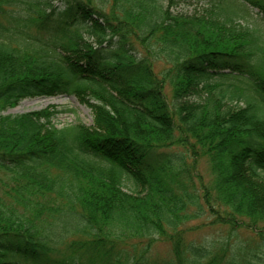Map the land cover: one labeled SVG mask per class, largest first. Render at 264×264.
I'll use <instances>...</instances> for the list:
<instances>
[{
  "label": "trees",
  "instance_id": "16d2710c",
  "mask_svg": "<svg viewBox=\"0 0 264 264\" xmlns=\"http://www.w3.org/2000/svg\"><path fill=\"white\" fill-rule=\"evenodd\" d=\"M177 2L0 0V264H264V0ZM55 95L93 123L5 114ZM207 211L224 236L190 237Z\"/></svg>",
  "mask_w": 264,
  "mask_h": 264
},
{
  "label": "rangeland",
  "instance_id": "374dc122",
  "mask_svg": "<svg viewBox=\"0 0 264 264\" xmlns=\"http://www.w3.org/2000/svg\"><path fill=\"white\" fill-rule=\"evenodd\" d=\"M99 1V0H98ZM218 0H178L177 4L172 7V11L177 14H184V15H204L208 13L209 10L213 8V5ZM56 3H59L57 1ZM165 5L166 2H164ZM100 5H103L105 10L108 11L110 7V3H101ZM233 10L236 11V8H233ZM250 10V9H249ZM246 20L250 24L259 23L264 28V19L257 13V10L252 9L250 10V15L246 17ZM85 39H88L90 41L94 40V36H90L86 32L83 34ZM163 61V60H162ZM161 60L158 61L156 64V68L159 70L162 63ZM224 76V75H223ZM226 76H232V75H226ZM234 78L239 79L232 80V79H226L223 77H214L213 79L205 80L201 82L200 87H204L206 85H218L217 87H221L222 90L225 91V93L230 94H237L241 92V89L246 88V79L244 77L240 76H232ZM221 84V86H219ZM202 96H206V90L201 91ZM195 97H198V95H195ZM42 109H56L58 110V113L53 119V122L58 126L62 127L69 123H76V122H84L87 125H91L93 123V111L92 109L85 103L81 102L76 96L74 95H55V96H40V97H28L22 99L18 104H16L14 107L9 108L5 114H21L31 111H37ZM64 109H72L71 112L65 111ZM197 168V174L201 175L202 179L208 183L210 180L209 172L207 170V162L204 158H201ZM196 176L195 183L198 185V188L200 189V181L198 175ZM7 186L4 187L0 183V194H2L4 188L9 189V187H13L12 181L10 180V176H8L6 179ZM126 190L129 191H137L138 189H141L140 186H138L132 179L129 177H125L124 179ZM198 190V189H197ZM191 210H196V206H190ZM213 219V214L210 213V211H207L204 215L193 219L189 222V225L194 227H199L197 230L193 231L190 235V237H205L206 239H217L218 236H224V232L219 231L221 227L219 225L210 224V221ZM223 229V228H222ZM153 249L155 253L158 255H166L168 254V247L166 244L162 242H158Z\"/></svg>",
  "mask_w": 264,
  "mask_h": 264
}]
</instances>
